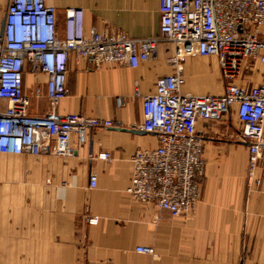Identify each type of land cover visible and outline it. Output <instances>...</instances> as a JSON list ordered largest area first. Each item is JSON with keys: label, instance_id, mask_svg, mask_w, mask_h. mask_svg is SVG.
I'll use <instances>...</instances> for the list:
<instances>
[{"label": "crops", "instance_id": "1", "mask_svg": "<svg viewBox=\"0 0 264 264\" xmlns=\"http://www.w3.org/2000/svg\"><path fill=\"white\" fill-rule=\"evenodd\" d=\"M8 0H0V30ZM56 8L59 29L65 10L81 8L84 28L121 31L131 37L160 35V0H45ZM174 46L159 44L156 53L133 68L86 60L68 62V94L60 114L78 113L110 120L112 126L140 129L143 104L133 96L137 85L152 92L159 76L170 74ZM182 90L220 94L216 56H187L181 62ZM260 64L251 75L259 81ZM46 75L23 74L28 113L42 115L50 103ZM125 98L117 107L115 99ZM6 102L0 100V111ZM234 112L215 122L200 121L205 164L200 197L192 212L172 217L125 192L136 149L157 145L154 133L92 126L87 140L68 156L0 154V264H264V152L248 175V150L239 139ZM107 152L109 158L100 157ZM97 176L89 186V174ZM90 219L95 221H89ZM151 247L152 253L137 248Z\"/></svg>", "mask_w": 264, "mask_h": 264}, {"label": "built area", "instance_id": "2", "mask_svg": "<svg viewBox=\"0 0 264 264\" xmlns=\"http://www.w3.org/2000/svg\"><path fill=\"white\" fill-rule=\"evenodd\" d=\"M159 11L160 35L136 38L117 30H86L81 8L65 10L61 31L56 8L45 0H8L0 35V100L6 102L0 111V154L71 155L76 149L73 133L79 147L86 142L89 127L112 122L57 112L58 102L69 92V60L83 59L95 68L105 62L135 68L165 42L174 46L168 58L174 71L159 76L152 92L142 93L137 85L133 91L143 104L138 127L154 133L157 145L134 151L125 192L172 217L192 212L205 169L199 122L219 121L231 112L241 124L239 139L247 146L251 179L264 152V0H160ZM195 55L217 57L220 94L182 90L181 62ZM257 63L261 69L254 82L251 72ZM27 67L46 75L44 88L34 90L50 103L42 115L28 113L29 97L23 91ZM124 103V97H116L117 107ZM109 156L100 154L104 159ZM96 179L91 172L90 187ZM137 250L153 252L151 247Z\"/></svg>", "mask_w": 264, "mask_h": 264}, {"label": "water", "instance_id": "3", "mask_svg": "<svg viewBox=\"0 0 264 264\" xmlns=\"http://www.w3.org/2000/svg\"><path fill=\"white\" fill-rule=\"evenodd\" d=\"M3 23H4V21L2 20L0 35L2 34ZM111 127L116 128V129H119V130L131 131V132H134V133H145V131L144 130H141V129L127 128V127H117V126H111ZM241 143L244 144V145H246L245 142H241Z\"/></svg>", "mask_w": 264, "mask_h": 264}, {"label": "rangeland", "instance_id": "4", "mask_svg": "<svg viewBox=\"0 0 264 264\" xmlns=\"http://www.w3.org/2000/svg\"><path fill=\"white\" fill-rule=\"evenodd\" d=\"M181 67H182V65H181Z\"/></svg>", "mask_w": 264, "mask_h": 264}]
</instances>
